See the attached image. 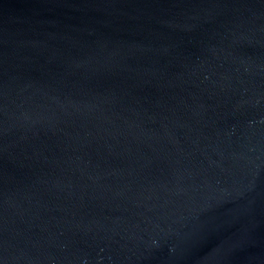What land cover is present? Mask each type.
Masks as SVG:
<instances>
[{
    "label": "water",
    "instance_id": "1",
    "mask_svg": "<svg viewBox=\"0 0 264 264\" xmlns=\"http://www.w3.org/2000/svg\"><path fill=\"white\" fill-rule=\"evenodd\" d=\"M0 264H264V0H0Z\"/></svg>",
    "mask_w": 264,
    "mask_h": 264
}]
</instances>
